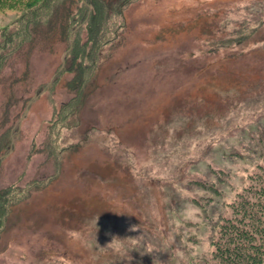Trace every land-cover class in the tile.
<instances>
[{"label": "rangeland", "instance_id": "1", "mask_svg": "<svg viewBox=\"0 0 264 264\" xmlns=\"http://www.w3.org/2000/svg\"><path fill=\"white\" fill-rule=\"evenodd\" d=\"M20 2L0 5V49L12 56L0 71V117L6 104L19 126L0 156V189L50 179L7 213L0 264H194L210 251L209 219L225 214L264 154V44L212 50L211 39L264 19V0L131 3L70 109L60 143L77 149L62 153L55 177L37 150L51 106L73 97L67 72L45 88L68 70L72 41L56 33L42 46L51 51H29L17 37L13 53L6 35L18 33L12 23L29 0ZM197 184L224 188L222 202Z\"/></svg>", "mask_w": 264, "mask_h": 264}, {"label": "trees", "instance_id": "2", "mask_svg": "<svg viewBox=\"0 0 264 264\" xmlns=\"http://www.w3.org/2000/svg\"><path fill=\"white\" fill-rule=\"evenodd\" d=\"M136 1L138 0H29V3L22 5L24 9L22 14L12 23L14 30L18 31L17 35L12 33L6 35V38L9 37L6 40L14 42L13 53L19 51L22 46L17 45L15 41L17 37L29 51L33 49L51 51V44L42 46L46 39L56 33L58 38L63 36L65 40L72 41V46L67 52L68 70L63 68L50 88L45 86L46 90L50 91L60 82L63 74L66 72L72 74L71 79L65 83V88L69 93H73V97L58 108L54 104L51 106V116L46 121L48 131L41 149L37 150L44 152L52 160L54 177L61 166L62 153L68 155L77 149V145L64 147L60 143L61 130H71L70 109L79 106V99L90 85L87 77L96 69L99 48L104 44L110 45L119 38L124 28V13L131 3ZM0 5L4 7L3 9L16 10L21 7V2L0 0ZM30 24H34L36 30L31 31ZM78 26L80 28L75 30ZM234 40L240 49L250 42L264 44V19L256 17L253 21H243L239 29L232 32L228 39H211L212 50L227 48ZM2 42L0 41V48ZM9 57V53L4 54L0 49L1 72L11 60L12 56L10 59ZM6 106L3 105L0 117V156H5L1 162L9 156L11 143L18 137L19 128L13 119L14 116L8 115ZM76 124L74 122V125ZM32 144L30 154L36 146L35 142ZM260 153L264 152L259 151ZM209 173L215 175L213 171ZM49 179L44 182L33 180L25 183L23 185L25 187L12 185L0 189V234L4 229L5 217L15 202L25 199L32 190L46 187ZM217 180L220 186L224 185V180L218 178ZM196 186L204 192L211 191L212 201L218 203L226 194L224 188L221 190L219 187L220 190H216L211 185L209 188L204 184ZM222 206L225 207V214H221L215 220L209 219L210 251L194 264H264V154L252 172L246 175L244 184L235 192L232 200L223 203ZM207 217L210 218L208 215Z\"/></svg>", "mask_w": 264, "mask_h": 264}]
</instances>
